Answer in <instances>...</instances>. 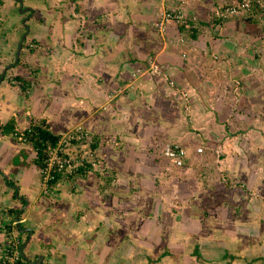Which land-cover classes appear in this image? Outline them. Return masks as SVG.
Masks as SVG:
<instances>
[{
	"label": "crops",
	"instance_id": "obj_1",
	"mask_svg": "<svg viewBox=\"0 0 264 264\" xmlns=\"http://www.w3.org/2000/svg\"><path fill=\"white\" fill-rule=\"evenodd\" d=\"M145 1H153L156 2V4L153 3L154 5L163 7L164 5L183 6L187 11L195 12L201 20L206 21L204 26L211 23L212 28H203L197 37L191 34L190 38L186 39L185 49L177 52L176 46L169 40H177L181 27L176 25L177 28L171 30L166 36L168 40L163 47L164 54L159 52L156 54L164 61V65L168 66L167 68L174 74L176 72L179 74L182 79L179 80L177 76L178 80H176L181 82L182 88L190 89L195 93L200 90L197 93L198 96L201 92L206 101L210 100L212 112L226 113L230 95L224 96L223 89H219L216 84V81L221 80L219 73L215 71L216 65L224 62L226 65H223L227 68L228 65L250 64L248 57L252 56L251 52H255L256 47L264 46V42L256 36H259L261 30L256 34L258 29L254 30L252 25L259 22L262 26L263 19L258 15L252 20H247L248 18L241 14H234L223 27L209 20L223 5L236 0ZM32 3L34 7H30L33 12L28 17L25 13L29 14L31 11L25 12L23 17L20 0H0V255L11 238H19L30 259L27 264H187L184 258H189L187 262L192 261L195 247L198 245L202 250L200 241L196 240L191 250L187 248L182 254H172L168 249L160 250L158 245L154 249V241L157 243L167 241L164 232L165 227L170 225H165L164 221L162 226L157 225L161 213H164L163 206L159 209L157 207L159 217L156 219L147 216L146 219L141 220L136 215V220L134 219L133 225H130L132 227L130 234L123 233V230L121 232V229L116 227L111 228L113 231L107 233L110 228L104 221L107 219L106 208L101 206L105 195L103 196L100 191L111 187V184L121 189L119 184L123 180V182L127 181L126 184L132 191L127 194L128 198L134 196L133 192L139 187L138 190L143 189L148 198L151 196L152 199H157L154 190L156 187L152 185V182L150 183L151 177L148 176L147 167L144 166L146 171L144 173L147 174L148 180L146 183L143 181L139 183L138 178L143 177V173L137 172L138 167L135 165L130 167L126 159L128 155L133 158L136 153L138 154V149L126 147H133V144L138 147L137 142L140 139H143L141 142H146L148 153H150L149 147H158L168 140H176L187 146L189 139L186 131L190 128L189 122L185 116L180 121L176 111L179 104L184 108V101L177 96L172 98L173 93L170 94L171 89L168 83L155 75L148 74V78H141V81L137 79L140 83H137V89H135L129 82L128 72L124 70V66L130 63L127 62L124 65L123 60L124 48L133 50L134 38L126 37V35L124 37L122 32L115 36L112 32L100 31L99 33L100 28L95 26L96 14L91 20L86 18L87 11L89 12L90 9L86 11L85 6L74 7L69 9L71 13H64V10L59 8L58 1L55 0H32ZM148 6L150 4L147 3V10ZM36 8L44 10L41 15L43 18L38 17ZM152 10L155 11L153 15L156 16V8L153 7ZM26 18L27 21H25ZM25 27L28 28L27 31ZM85 30L93 31L97 37V39L94 37L91 39L93 41L88 52L86 49L75 48L81 31L86 32ZM25 33H29L41 44H49L48 48H50L48 53L40 54L42 52L40 49L32 52L25 47L19 61L22 60L23 54V58L28 60V67L24 64L26 62L14 65ZM96 42H99L100 49L108 54H101V56L105 55L104 58L93 50ZM41 44L40 48H42ZM153 46H155L153 50L160 49L157 41L153 42ZM44 50L46 48H43ZM5 69L7 70L6 79L1 80L2 71ZM17 76H23L30 81L29 93L9 83V79ZM229 76L230 74L226 71V78ZM127 81L131 87L130 90H126L129 93H126L124 97L122 93H117L116 89L125 86ZM237 81L240 83L239 80ZM176 89L180 90V88ZM69 90H71L70 93L66 95ZM238 90L236 96L241 95V90L239 88ZM54 93H57L56 97ZM229 93L231 94L230 91ZM169 100H172V105ZM122 110H127L130 116L120 121L118 116L120 111L122 114ZM241 110H244L245 114L242 113L241 120L239 118V121L231 122L233 127H240V124L246 125V122L251 121L248 119L251 107H242ZM16 114H20L18 126L21 128L34 117L37 120L47 119L51 128L60 133L81 122L99 141L98 146L94 148L96 154L90 159L93 163L92 167L89 166V170H86L84 174L60 179L58 182L60 193H55V198L46 195L43 191L40 168L36 164L38 158L36 151L32 144L17 139L14 136V129L9 128ZM216 123L219 129H225L224 121ZM250 127L257 128L252 124L248 125V128ZM110 132L116 133L120 139L121 148L117 154L115 153L118 148L116 143L105 144L104 136ZM127 133H129L128 138ZM242 137L246 144L250 145L246 134L235 137L234 132L227 137L228 142L225 144L232 140L238 143ZM239 143L243 144V141ZM153 153L154 155H147V157L152 156L149 158L151 166H157L155 160L158 158V153L156 151ZM23 154L27 155V161L22 158ZM134 159L138 161L137 156ZM102 161L109 163L113 168L107 176L98 167L99 162ZM160 162L165 167L158 165V169L165 168L167 171L170 166L179 171L183 169V166H176L163 153L160 155ZM92 173L99 174L102 179L106 178L108 183L98 181L97 186L93 190L90 189L88 180L92 179ZM109 190L112 191L113 188ZM139 199V197L135 200L131 199L133 202L131 207L134 206L135 211L142 206L149 208L147 199L143 198L142 200L145 199V201L140 202ZM68 200L72 203L78 200L76 207L82 216L65 219L64 202ZM91 204L98 207V210L88 215L85 211H88ZM251 208H248L250 213L246 217L249 219L244 220L246 221L244 232L248 239L252 238L251 241L247 244L243 241L235 243L236 238H232L233 245L223 253V260L221 259L219 264H264V252L261 251L264 250V234L261 235V230L264 231L263 207ZM144 223L146 230L150 232L139 229ZM153 229H158L160 232H151ZM200 231L201 233L197 232V234L202 239L210 234L207 236L210 237L209 239L225 241V237L215 230L205 235L204 230L200 229ZM253 232L258 235V246L254 240L256 235H252ZM153 250H159V254L151 257ZM197 251L204 259L208 258L204 252ZM234 252L239 253L232 262L229 258L224 259L225 256ZM149 256L151 258H148ZM177 256H179L178 259ZM206 260L210 262L212 259ZM198 264H204V262L198 261Z\"/></svg>",
	"mask_w": 264,
	"mask_h": 264
},
{
	"label": "rangeland",
	"instance_id": "obj_2",
	"mask_svg": "<svg viewBox=\"0 0 264 264\" xmlns=\"http://www.w3.org/2000/svg\"><path fill=\"white\" fill-rule=\"evenodd\" d=\"M55 1H58V4H60L59 8L64 10V13H71L69 9H74V7L85 6L86 11L90 9L89 12L87 11V15L85 14L86 18L91 20L96 14L95 26L96 28H100L99 33L100 31L112 32L115 36L122 32L124 37L126 35V37L130 36V38H134L133 50L124 48L123 60L124 65L127 62L130 63L124 66V70L128 72L129 82L135 89H137V83H140L137 82L138 80L141 81V78H148V74L151 76L155 75V77H159L161 80L168 82L169 88L171 89L170 94L173 93V95H171L172 98L177 96V98L180 97L181 100L185 102H183L185 109L179 104L176 107V111L178 112L177 116L180 121H182L181 119L185 116L187 117V122H189L190 128L188 127L189 130L186 131V135H188L187 137L189 139L186 146L187 156L189 157L187 158L188 163H185L182 171L176 170L173 166H170L167 171L165 168L164 170L158 169V165L163 166V163L160 162V155L163 145L166 142L158 147H149L150 153H148V148L145 145L146 142H141L143 139L137 142L138 147H136L135 144H133V147H126L128 149H138V154H135L138 161L134 159L135 156L132 158L131 155H128L126 159L128 160V164L130 163V167L135 165L138 167L137 172L143 173V177L140 176L138 178L139 183L142 181L146 183L148 176L151 177L150 183L152 182V185L156 187L154 190L156 191L157 199L154 200L151 196L148 198L146 193L142 191L143 189L138 190V186V188L135 186L136 191L133 192L134 196H129L128 198L127 194L132 191L129 190L130 188H128L126 184L127 181L123 182V180L119 184L121 186L119 188L121 189L111 184L109 188H113L112 191L109 190V188L100 190L101 194L103 196L105 195L101 206L103 205L106 208L105 214L107 215V219H104V221H106L107 227L110 228L107 230V233L112 232L113 230L111 228L116 227L117 229H121V232L124 231L123 233L130 234L132 232V227L130 225H133V220L137 218L136 215H138V218L141 220L146 219L147 216L156 219L159 217V213L156 210L157 207L159 209L163 206L164 213H161V218L157 221V225L162 226L163 221L165 225H170L165 227L166 229L164 232L167 241H159V243L154 241V249H156L158 245L160 250L164 249L166 251V249H170L173 253L182 254L187 248L191 250L190 248L193 247L197 240L200 241V248L202 247V250H199L204 252V255L208 257L206 259H212L210 260L211 264L221 263V259L223 260V253L228 247L233 245L234 241H232V238H236L234 239L236 240L235 243L243 241L246 244L252 239H248L244 232V224L246 223L244 220L249 219L246 218L248 213H250L248 212V208L252 207L251 209H254L256 207H263L264 212V46L261 48L256 47L255 52H251L254 58H252V56H247L250 64H241L237 66L228 65L227 68L224 62L223 64L225 65L220 63L216 65L215 71L219 73L218 75L221 79L219 82L216 81V84H218L219 89H223L224 96L229 94L230 98L228 97L229 105L226 113H214L210 106V100L208 99V101H206L201 95V92L200 96H198L197 93H199L200 90L195 93L190 89L182 88L181 82L177 81V76L179 77V74L177 72L174 74L167 68L168 66L164 65V61L156 54L158 52L162 53V55L164 54L165 49L163 47L168 40L166 36L171 30L176 29L178 26H176L175 21L172 20H165L162 22V18L160 17L167 6H156L154 5L156 2L145 0ZM147 3L148 5L150 4L148 10L146 7ZM26 6L34 7L32 0H24V7ZM93 7H95V9H93ZM153 7L156 8V16L153 15V12H155L153 11L154 9L152 10ZM43 11L44 10L41 11L39 8H36V14H38L39 18H43L41 16ZM24 13H22L23 17ZM98 13L100 14L98 15ZM25 14L28 15L27 13ZM252 28H254V30L258 29L256 34L261 30L259 36H256L259 40L261 39L264 42V23L262 26L259 22L253 24ZM95 36L96 35L91 30L88 32L81 31L75 48L80 50L86 49L88 52V50L91 49L89 47L93 41L91 39L93 37L97 39ZM182 38L185 39V42L182 41ZM186 38H188V36L180 31L178 37H176L178 41L169 39L170 42L176 46V52L185 49ZM32 40L33 37L28 33L27 45ZM155 41L158 42L160 49H152L155 47L153 46V42ZM70 42L69 40V44ZM40 44L41 43H38L35 50L40 49V51H42L40 54H44L45 52L48 53L50 49L48 48L49 44H41L42 48H40ZM99 46L100 44L98 42L96 46L93 47V50L96 53H100V56L101 54L108 55L103 49H100ZM43 48H46V50L43 51ZM153 53H155V55H152ZM105 55L101 57L104 58ZM31 59L33 58L31 57ZM24 61L27 63L28 60L24 59ZM28 70L23 71L28 72ZM226 71L230 74L228 78H226ZM243 77H245V80ZM181 79L182 78L179 77V80ZM237 80H239L240 83ZM130 84H128L127 81L126 85H123L121 88L118 87L116 92L122 93L125 97V94L129 93V91L126 90H130ZM226 84L227 88H225ZM176 88H180L182 92ZM238 88L241 90V95L236 96ZM70 91L71 90L66 92V95L69 94ZM195 94L196 96H194ZM54 96L56 97L57 93H54ZM169 102L171 105L173 104L172 100H169ZM249 106L251 107V111L248 119L251 121L246 122V125L240 124V127L244 128L240 129V127L237 126L233 127L231 122L239 121V118L241 120L243 117L242 113L245 114L244 110H241L242 107L248 108ZM129 116L130 114L127 110H122V114L120 111V116L118 117L119 120L122 121V119H127ZM219 121H224V130L219 129V126H217L216 122ZM250 124L257 128H248ZM76 125H82L84 127L81 122ZM87 132V139L93 140V136H90L91 133L88 129ZM233 132L235 133V137L246 134L250 145L246 144L243 138L244 136L239 140V142L243 141V144L237 143L235 140L225 144V142H228L227 137L231 136ZM126 136L128 138L129 133H127ZM104 137H106V145L107 143H112V145L116 143V147L118 148L115 150V153L117 154V151L121 148V143L116 133H106ZM175 141L176 140H168L167 142L175 143ZM132 142H134V140ZM90 143L89 140L88 142L85 141L84 150L82 151L91 159L96 153L93 152L92 154ZM199 148H202V150ZM155 151L158 153L159 158L155 160V164L158 165L151 166L149 158H152V156L147 157V155H154L153 152ZM22 158L25 161L28 160L27 155L23 154ZM144 166L148 169V176L144 173ZM98 167L101 172L103 171L105 173V176L108 175V172L113 171L110 164L105 161L99 162ZM117 169H119V167H117ZM135 178L137 179V177ZM98 181H103L105 184L108 183L106 178L102 179L99 174L92 173V179L88 180L89 188L93 190L97 186ZM113 182L115 183V181ZM137 197L140 198L138 200L139 202L147 199L149 208H144L143 206L138 208L137 206L138 209L135 211L133 209L134 206L131 207L133 203L131 199L135 200ZM100 198L102 199L101 196ZM143 198L145 199L142 200ZM159 199H161V201ZM71 203L72 201L70 200L64 202L66 205V210L64 212L66 215L65 219L82 216V214H79L76 207L78 200L73 202L72 206L70 205ZM89 209L85 212L91 215L97 212L98 207L91 204ZM192 222H194L193 225ZM249 222L250 221H248V223ZM139 229H143L144 232H150L146 230L145 223L140 226ZM200 229L204 230V235L215 230L225 237V241H214L212 238L209 239L210 237L207 236H210V234L205 235V239H202L197 234V232L201 233ZM154 231L158 233L159 230L153 229L151 232ZM261 232V235H263L264 231L261 230ZM252 235H256L254 240L256 246H258V235L256 232H253ZM261 251L264 252L263 249ZM151 253V257H154L159 254V250H153ZM151 257L149 256L148 258ZM178 258L179 256H177V259ZM188 259L189 258H184L187 264H193L195 262L198 264L196 256L193 257V260L191 259L192 261L187 262Z\"/></svg>",
	"mask_w": 264,
	"mask_h": 264
},
{
	"label": "built area",
	"instance_id": "obj_3",
	"mask_svg": "<svg viewBox=\"0 0 264 264\" xmlns=\"http://www.w3.org/2000/svg\"><path fill=\"white\" fill-rule=\"evenodd\" d=\"M256 9L261 10L264 14V0H239L234 4L228 5L223 10L222 15L229 17L231 14L241 10L254 13ZM162 13L160 17L162 18V22L165 20L184 21L185 12L182 9H167ZM16 135H20V130L16 131ZM87 135L86 129L82 125H78L64 132L57 145L49 146L48 161L40 170L46 192L53 191L50 186L51 181L74 175L80 171L81 166L87 165L88 161L86 160H88V155L83 153L82 156H79L75 151L77 148L75 141H85ZM25 140H27L26 137ZM199 149L202 150V148ZM163 150L165 156L176 166H183L185 164L187 149L184 145L166 142ZM8 247H5L2 255H0V264H24L22 263V251L20 247Z\"/></svg>",
	"mask_w": 264,
	"mask_h": 264
},
{
	"label": "trees",
	"instance_id": "obj_4",
	"mask_svg": "<svg viewBox=\"0 0 264 264\" xmlns=\"http://www.w3.org/2000/svg\"><path fill=\"white\" fill-rule=\"evenodd\" d=\"M26 27H25V31L28 30V28H26ZM181 28H182V30H186V31L189 30L193 37H197L200 34V31L198 28H193V27L187 28V26H185V25H183ZM38 43L39 42H37V40L33 39L27 45V39H25L23 42V47H28L32 52H34ZM22 62L23 63L25 62L23 58H22V60L19 61L18 64H21ZM24 64L27 67L29 65V63H24ZM14 79L15 80L17 79L18 82H20L19 86H21L20 88L23 92L29 93V90L31 88V83L29 80L24 79L23 76H17V77H14ZM19 119H20V114L15 115V117H13L11 123L9 124V128L15 129L19 124ZM20 136L22 138L27 136L29 138L28 143L32 144L34 146L33 148L38 155V158L36 159V164L38 165L39 168L43 167L48 161L49 152H50L49 146L50 145H53V146L57 145L59 143L60 138H61V134L54 131L51 128V125L48 123L47 119L37 120L34 117L31 118L27 127L25 129H22ZM90 136H93L92 137L93 140H91V139H87V140H89V141L91 140L90 146L92 147L93 152H94V148H96L98 146L99 141L97 138L94 137V135L90 134ZM86 138H87V136H86ZM77 141H75V142H77ZM175 143H179V142L175 141ZM184 146H186V145H184ZM163 148H164V146H163ZM163 148H162V153L165 156ZM82 154L83 153L80 152L79 156H82ZM187 158H188V156L186 157L185 163L187 162ZM86 161H89V162H87L86 166H81L78 174H84L86 172V170H88L89 166L92 167V165H93L92 161H90V160H86ZM183 166H185V164ZM56 183H57V180L52 182L53 185H55ZM22 245H21V243L16 244L14 242H10V244L8 245L9 246L8 248L16 247V246L21 247ZM168 250L173 254V252L170 249H168ZM197 250H199L198 245L195 247V250L193 251L195 253L194 256H196L197 260L204 262V264H210V262L208 260L204 259L202 257V255L199 253V251H197ZM240 252H242V251H240ZM238 253L239 252L231 253V254H229V256L228 255L225 256L224 259L229 258L230 262H232L236 258V255ZM22 263H24V264L27 263L26 258L23 256H22Z\"/></svg>",
	"mask_w": 264,
	"mask_h": 264
},
{
	"label": "clouds",
	"instance_id": "obj_5",
	"mask_svg": "<svg viewBox=\"0 0 264 264\" xmlns=\"http://www.w3.org/2000/svg\"><path fill=\"white\" fill-rule=\"evenodd\" d=\"M24 1V0H23ZM237 1H239V0H236V1H234V2H231V3H227V4H225V5H223L221 8H220V10H217L216 11V13H215V15H214V17H211L209 20L211 21V22H213V23H215V24H218L219 26H221V27H223V25H224V23H226L229 19H230V17H232L234 14H241V15H243L244 17H246V18H248L247 20H252V19H254V17L255 16H258V15H260V17L263 19V21H264V14L261 12V10H259V9H256V11L254 12V13H248V12H246L245 10H241V11H238V12H236V13H234V14H231L229 17H224L223 15H222V12H223V10L228 6V5H231V4H234V3H236ZM24 7V6H23ZM26 7H30V6H26ZM25 8V7H24ZM167 9H182V10H184V14H185V17H184V21L183 22H178V21H175V20H172V21H175V24L176 25H178L179 27H182L183 25H185V26H187V28H191V27H193V28H198L199 29V31L201 32L202 30H203V28H206V27H211V23L210 24H208L207 26H204V23L206 22V21H203V20H201V18L195 13V12H189V11H187L186 10V8L185 7H183V6H167L166 7V9H164L165 11L167 10ZM33 9L31 8L30 10H28V11H24V12H29V11H31L28 15H26L27 17L33 12L32 11ZM24 12H22V13H24ZM28 19L26 18L25 19V21H27ZM26 26H28V25H26ZM204 26V27H203ZM212 28V27H211ZM180 31H182V32H184L185 33V35H187L188 36V38H190V35H191V33H190V31L188 30V31H186V30H182V28L181 29H179V32ZM26 34V33H25ZM27 36H28V33H27ZM27 36H26V38L25 39H27ZM23 37V36H22ZM24 39V40H25ZM187 39V38H186ZM24 40H23V42H24ZM22 41V40H21ZM182 41L183 42H185V39L184 38H182ZM22 42V43H23ZM23 46V45H22ZM25 47H22V53H23V49H24ZM30 50V49H29ZM37 50V49H36ZM21 55V54H20ZM17 59V58H16ZM20 59V58H19ZM19 63V61L18 62H14V65H17ZM6 70V69H5ZM4 70V71H5ZM3 71V72H4ZM2 72V73H3ZM6 73H7V70H6ZM6 79V74H5V76H4V78H3V80H5ZM166 83H168L167 81H165ZM9 83L10 84H12V85H14V86H18V87H21V86H19L20 85V82H18V80H15L14 78L13 79H9ZM172 87H174V86H172ZM29 124V123H28ZM28 124H26V126L25 127H19V126H17L15 129H14V136H16V138L17 139H19L20 141H22V142H24V143H28V137L27 136H25L26 138H27V140H25V137L24 138H22L20 135H21V131H22V129H25L26 127H27V125ZM77 125H75V126H73V127H71L70 129H72V128H74V127H76ZM84 128H85V126H84ZM70 129H68V130H70ZM86 129V131H87V128H85ZM17 130H20V135H16V131ZM68 130H66V131H68ZM66 131H64V132H66ZM64 132H58V133H60L61 134V136H62V134L64 133ZM86 140H87V138H86ZM85 140V141H86ZM85 141H82V142H76L77 143V148L75 149V151L77 152V154H80V152L81 153H83V151L82 150H84V146H85ZM91 141V140H90ZM87 142H88V140H87ZM177 142H179V141H177ZM91 144V143H90ZM180 144H182V143H180ZM165 145V144H164ZM163 145V146H164ZM182 145H184V144H182ZM33 146V145H32ZM34 147V146H33ZM186 147V146H185ZM187 148V147H186ZM90 149H91V151H92V154H93V149H92V147L90 146ZM88 160H90V158L88 157ZM89 162V161H88ZM42 168V167H41ZM41 168H40V170H41ZM88 170H89V168H88ZM40 174H41V171H40ZM77 175H79L78 173H76V174H74V175H70V176H68V177H65V178H71V177H74V176H77ZM60 179H63V178H58V179H56L57 180V183L55 184V185H53L52 184V182L53 181H51V183H50V186L52 187V190L53 191H48V192H46L45 191V188H44V184H43V179H42V176H41V180H42V185H43V191H45V193H46V195H48V196H51V197H56V195H55V193H58L59 191H58V182H59V180ZM56 180H54V181H56ZM54 197V198H55ZM18 225H20L19 223H17ZM10 242H16V243H20V239L19 238H11V240L9 241V243L7 244V246L10 244ZM21 245H22V243H21ZM6 246V247H7ZM20 249H21V251H22V256L23 257H25L26 258V260H27V263L30 261V259H29V257H28V255L27 256H25L24 255V248L21 246L20 247ZM26 253V252H25ZM27 263H25V264H27Z\"/></svg>",
	"mask_w": 264,
	"mask_h": 264
},
{
	"label": "water",
	"instance_id": "obj_6",
	"mask_svg": "<svg viewBox=\"0 0 264 264\" xmlns=\"http://www.w3.org/2000/svg\"><path fill=\"white\" fill-rule=\"evenodd\" d=\"M20 2L22 3V9H21V11L22 12H24V11H28V10H30L31 9V7H23L24 6V1L23 0H20ZM28 27V26H27ZM26 36H27V33L26 34H24L23 35V37H22V41H21V43H20V45H19V48H18V55H17V59H16V62H18L19 61V58H20V54H21V51H22V45H23V40L26 38ZM5 74H6V70L2 73V75H1V80H3V78H4V76H5ZM24 255L25 256H27V254L24 252ZM39 260V259H38Z\"/></svg>",
	"mask_w": 264,
	"mask_h": 264
}]
</instances>
